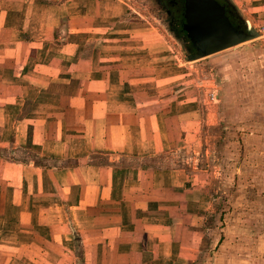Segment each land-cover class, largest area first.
Segmentation results:
<instances>
[{
  "label": "crops",
  "instance_id": "1",
  "mask_svg": "<svg viewBox=\"0 0 264 264\" xmlns=\"http://www.w3.org/2000/svg\"><path fill=\"white\" fill-rule=\"evenodd\" d=\"M228 1L264 37V0ZM127 16L122 0H0V264H264V208L228 216L215 197L260 170L218 173L248 135L227 125L230 91Z\"/></svg>",
  "mask_w": 264,
  "mask_h": 264
},
{
  "label": "rangeland",
  "instance_id": "2",
  "mask_svg": "<svg viewBox=\"0 0 264 264\" xmlns=\"http://www.w3.org/2000/svg\"><path fill=\"white\" fill-rule=\"evenodd\" d=\"M122 1L128 6V16L122 21V27L125 26L127 30L136 29L143 33V38L146 37L148 40V43H144V45H155L153 50H155L160 57L173 56L174 60L171 61L176 64L189 61L187 58L188 52L182 50L184 45L174 37L169 29L166 12L156 4L155 0ZM223 61H228L229 66L223 67L221 79L218 78L221 77L219 73L220 68H216V65L220 66L218 63H223ZM190 62L192 64L199 63L202 65V74L205 73L203 81H205V83L212 82V87L217 89L219 94L225 96V90L230 91V97H228V99H232L233 101V121L229 122L226 120L229 123H227V125L235 124L238 127V133L248 134L244 137H242V135L237 136V138L235 137L232 141L233 143L228 145L230 149L240 146L237 156L235 155L236 153L233 155L226 153L228 147L226 145L223 146V152L219 154L218 159L223 169L226 167V170H218V173H221L223 177L229 178L233 168L232 163H235L236 159L239 158V162L245 160V157H247V161L258 163V168H260V170H258V176L256 170H252V173H250V171H246L244 174L240 173V177L236 174L235 179L237 177V180H235V183L237 184L235 186L233 182L230 187L227 185L224 188L225 191L219 190L218 192L217 189L218 193L214 192L215 197H220L219 203L222 205L220 206L222 210H224L223 214L234 217L243 211H250L251 208L254 211L261 210L264 208V181H250L249 184L245 183L243 185H239V183H241V180L254 176L255 174V178L263 176L264 37L249 41L219 54ZM210 74L214 76L211 78ZM206 75H208L209 80H206ZM215 77L217 80H214ZM219 80L220 83L218 82ZM249 133H254V135L252 136ZM243 144L254 150H245V148L242 147ZM237 167H239V164ZM256 168L257 166H255V169ZM231 177L234 178L233 175H231ZM224 194H230L231 197L224 196ZM249 199L252 200V202H250ZM221 200L223 203H221ZM230 220L231 219L227 218L226 222ZM235 220L237 219H232L231 224H244L241 223L240 220L236 223ZM223 223L225 222L223 221ZM261 234L262 231L260 234L256 235V237H261Z\"/></svg>",
  "mask_w": 264,
  "mask_h": 264
},
{
  "label": "water",
  "instance_id": "3",
  "mask_svg": "<svg viewBox=\"0 0 264 264\" xmlns=\"http://www.w3.org/2000/svg\"><path fill=\"white\" fill-rule=\"evenodd\" d=\"M183 30L189 46V61H197L233 49L262 34L246 20L243 28L236 27L227 9L218 0H184Z\"/></svg>",
  "mask_w": 264,
  "mask_h": 264
},
{
  "label": "flooded vegetation",
  "instance_id": "4",
  "mask_svg": "<svg viewBox=\"0 0 264 264\" xmlns=\"http://www.w3.org/2000/svg\"><path fill=\"white\" fill-rule=\"evenodd\" d=\"M222 5H224L220 0H218ZM156 4L166 12L169 29L174 37L179 40L186 48L189 46V40L186 33L183 30L184 19V0H155ZM225 6V5H224ZM226 7V6H225ZM227 13L233 14L231 10L226 7ZM236 26V25H235ZM242 21L236 27L242 29Z\"/></svg>",
  "mask_w": 264,
  "mask_h": 264
},
{
  "label": "trees",
  "instance_id": "5",
  "mask_svg": "<svg viewBox=\"0 0 264 264\" xmlns=\"http://www.w3.org/2000/svg\"><path fill=\"white\" fill-rule=\"evenodd\" d=\"M226 7H228L229 10L232 11L233 14H230V18L234 25H239V23L242 21L239 17L237 10L231 5V3L228 0H220Z\"/></svg>",
  "mask_w": 264,
  "mask_h": 264
}]
</instances>
